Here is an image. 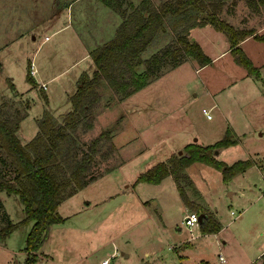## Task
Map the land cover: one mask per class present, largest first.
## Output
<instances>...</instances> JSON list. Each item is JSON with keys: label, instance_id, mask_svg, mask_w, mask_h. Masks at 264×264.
<instances>
[{"label": "rangeland", "instance_id": "1", "mask_svg": "<svg viewBox=\"0 0 264 264\" xmlns=\"http://www.w3.org/2000/svg\"><path fill=\"white\" fill-rule=\"evenodd\" d=\"M161 1L153 0L156 4ZM67 3L68 0H0V106H3L2 112L14 115L26 112L20 131L21 140L24 141H29L37 132L36 119L41 116L43 105L46 104L41 94L42 87L37 84L36 89L31 88L27 80L29 63L35 65L39 76L47 83V107L55 115L72 108L68 94L76 90L82 72L91 73L94 69L93 61L82 42L85 43L86 34H90L96 20L87 19L84 23L81 17L82 13L87 12L89 17L98 18L104 6L94 0H82L68 11ZM217 13L237 28H253L258 33H264L262 4L257 11L248 5V0H226L219 6ZM68 16L82 31H79L80 39L70 38V28L54 32L64 25ZM171 22L172 17L166 19L168 32L165 38H156L154 46L146 50L144 56L171 40ZM204 31L208 37L219 41V48H225L230 43L226 34L211 24H206ZM192 33L191 28L189 35L192 36ZM245 47L255 65L264 62V42L252 38ZM204 48L208 54L214 52L208 44H204ZM172 68L169 64L164 66L162 73L171 69L167 74L123 99L115 96L102 81L101 99L94 109L92 128L86 131L79 128L75 134L76 143L70 144L68 152H74L79 157L88 151V143L93 138L102 130L110 129V137L117 152L103 158L101 153L106 150L108 141L99 148L89 174L104 173L109 168L107 172H112L79 189L68 202H63L57 208L58 213L71 216L72 212L86 206L88 201L94 202L101 198L107 199L102 209L106 211L124 198L127 202L125 211H122V204L118 206L119 214L112 217V227H122V212H125L127 222L137 215L138 223L131 226L123 238L121 234L112 235L113 242L110 238L106 241V246L93 256L92 264H101L105 258L107 264H177L180 262L178 252L181 250V238L189 242L184 251L183 264H205L206 261L225 264L220 260V255L229 263L230 257L242 255V245L249 247L251 252L264 242V235L261 234L264 231V178L256 166L226 181L220 170L205 163L193 162L187 168V173L204 200L213 211H218L222 229L215 241H211L209 236L200 238L199 227H194L190 232L179 221L184 212L181 207L184 206L174 203V198L180 200L177 189L171 183L168 185L164 182V187L160 188L141 181L133 189L140 173L162 161V149L173 147L178 152L182 148L176 149V145L184 140L214 143L224 135L228 126L235 131L239 140L228 147L217 148L215 156L228 163L247 158L261 160L264 174L262 81L250 77L240 81L241 74L248 72L234 61L232 54H227L198 73H195L189 61L176 69ZM261 71L264 80V67ZM228 74L237 79L229 83L231 79ZM228 83L230 85L222 89ZM16 93L24 99L15 97ZM204 107L209 110L208 113L202 111ZM221 122L224 124L223 129L217 133ZM3 154L0 148V157ZM0 169L9 179L12 178L13 173L8 167L0 163ZM55 170L59 176L67 173V162L59 161ZM170 179L167 181H172ZM139 197L146 201L143 205L147 206V212L146 208L134 204ZM158 197H166L171 203L172 218L166 223L163 232L159 231L160 219L153 204ZM25 215L17 195L0 191V228L6 225L8 217L12 222H18ZM31 225L32 221L19 224L0 242V264H25L27 255L24 247ZM100 236L96 233L93 242L98 241ZM175 245L177 250L169 248ZM40 251L34 264H43L39 259ZM256 264H264V255Z\"/></svg>", "mask_w": 264, "mask_h": 264}, {"label": "trees", "instance_id": "2", "mask_svg": "<svg viewBox=\"0 0 264 264\" xmlns=\"http://www.w3.org/2000/svg\"><path fill=\"white\" fill-rule=\"evenodd\" d=\"M102 1L116 9L122 21L111 39L90 51L95 68L91 74H80L77 89L70 96L72 108L60 117L44 108L36 119L37 132L28 142L22 143L17 130L26 112L14 115L2 112L3 106H0V148L4 153L0 163L13 173L9 179L0 169V191L17 195L26 213L18 222H12L8 217L6 225L0 228V242L19 224L32 221L24 247L27 255L25 264L37 261L38 251L52 224L65 220L57 211L58 204L110 171L109 168L104 173L89 174L96 152L106 141L108 146L101 156L107 158L112 152H117L110 137V129L102 130L93 138L88 143V151L81 156L68 152L70 144L76 143L77 130L81 128L86 131L93 126V113L101 99L102 81L115 96L123 99L158 77L162 73L161 69L168 64L175 67L189 58L200 66L208 64L211 57L189 35L191 28L206 24L224 32L235 62L246 68L249 74L260 77L259 68L240 42L248 36L264 42V33H258L253 28H237L221 18L217 9L226 0H163L159 4L153 0H141L139 5H135L132 0ZM261 4L264 7V0H248V5L257 11ZM169 17H172L171 40L144 56L146 50L154 46L156 38H165L168 32L165 21ZM1 67L0 63V70ZM27 80L36 86L30 69ZM238 140L228 126L224 135L214 143L188 142L181 154L174 153L167 160L157 162L140 173L135 182L159 183L164 177L172 175L184 204L199 212L201 232H217L221 225L215 214L188 196L186 188L193 186V180L186 174L185 168L193 162H202L220 170L225 181L252 165L263 170L261 160L247 158L228 163L215 156L217 148L235 144ZM72 147L75 148L74 145ZM59 161L68 164L69 170L62 176L55 170Z\"/></svg>", "mask_w": 264, "mask_h": 264}, {"label": "crops", "instance_id": "3", "mask_svg": "<svg viewBox=\"0 0 264 264\" xmlns=\"http://www.w3.org/2000/svg\"><path fill=\"white\" fill-rule=\"evenodd\" d=\"M80 1H82V0H68L67 10L69 11L70 7L72 8V6H74V4H76ZM132 1L135 5H139L141 2V0H132ZM92 2H93V0H92ZM94 2L95 3L101 2V4H103V6H104V9L101 10L100 17H98V18L89 17L87 12L82 13V17H81V19L84 23L87 22V19H95L96 20L95 25H93L91 30H90V34L89 33L86 34L87 36L85 38V43H83L81 41L83 46L87 49V55H89V56H90V51L93 48H95L97 45L102 44L103 42L109 40L110 38H112L115 35V30L122 21V16L120 15V13L116 9L107 5L102 0H94ZM204 27H205V25L192 28V30L194 32V33H192V36L194 37V39L196 41H198V43L201 45V47L205 53H206V51L204 48V44L209 45V48L212 49L214 52L210 53V54H208V53H206V54L209 55L212 60L208 64L200 66L195 60L189 58V59L183 61L182 63H180L179 65L173 67L172 69H174V68L176 69L180 65L189 61V62H191V64H193L195 73H198L200 70L202 71L203 69L210 66V64L222 59L227 54H232L230 51V43L225 48H219V46H218L219 41L213 40L212 38L208 37L207 33H205V31H204ZM64 28L65 29L70 28V31H71L70 38L72 40L73 39L75 40L77 38L80 39L79 31H81V30H80V28H78L74 24L72 17L68 16V19L64 20V25L57 28L54 32L58 31L59 29H64ZM45 38H48V36H45ZM252 38H253L252 36H248L240 42L241 47L243 48V50L246 52V54L248 56H250V54L247 51L245 44H246V42L250 41ZM90 58H91V56H90ZM233 59H234V57H233ZM194 62H195V65H194ZM29 64H31V63H29ZM34 67H35V65H34ZM257 67L259 68V71H260V77L259 78L255 77L254 75L249 74V73L248 74L242 73L241 74L242 78L240 77L239 80L241 81L245 78L250 77L255 81L260 82V80H261L263 83L262 85L264 86V80L262 79V71H261L262 67H264V62H262ZM170 70L171 69L164 71L162 74H160L158 77H156L154 79L157 80L158 78H161L162 76L167 74V72H169ZM84 72H86V71H84ZM91 73H88V74H91ZM33 77L36 81V85L38 84V86H39L42 83H45V88L42 87L43 92L41 94H42V97L45 96L46 100H48L49 97H48V93L46 92L47 83L41 79V77L39 76V70L36 67H35V73H34ZM228 77L231 79V80H229V83L231 81L237 79V77H234L232 74H228ZM154 79H153V81H154ZM151 82H152V80L148 84H146L144 87L137 90L136 92L143 90L146 86L148 87ZM229 83L226 84L225 86H223L222 89L229 86L230 85ZM35 87L36 86L31 85V88H35ZM37 89H38V87H37ZM76 89H77V87H76ZM221 91L222 90H220V92ZM73 93L68 94L69 99ZM132 94H130V95H132ZM215 94H217V93H215ZM16 95L17 96H15V97H18L20 99H24L22 95H20L18 93H16ZM25 100H28V99H25ZM27 104H28V102H27ZM213 105H211V106H213ZM71 107H72V105H71ZM44 108H48L47 107V101H46V104L43 105L42 111ZM26 111H27V108H26ZM68 111L69 110H67L66 112H68ZM66 112H62L58 115H55L53 113L52 114L56 117H60L61 115H63ZM22 122H23V119L20 121L18 130H17V135H18L20 140H21L20 131H21ZM222 125H224L222 122L218 125L219 130L217 133H219L223 129ZM187 141L188 140H184V141L178 143L176 145V149L183 148V146L186 143H188ZM21 142L26 143V142H28V140H25V141L21 140ZM226 147H228V146H226ZM161 153H163L161 160L165 161L171 156L172 153H178V152H177V150L174 151L173 147H170V148H167L166 150L162 149ZM158 162H160V161H158ZM156 163H154V164H156ZM154 164H152V166ZM252 166H256V165H252ZM252 166L248 167L246 170H244L242 172H239V174L247 172L248 169L251 168ZM188 167L189 166H187L185 168L186 174H188L187 173ZM111 172H105L103 175L104 176L108 175ZM259 172H260L261 176H263V178H264V174L262 173V171L260 169H259ZM236 175H238V173L233 175L232 177H234ZM100 177H102V176H100ZM169 178H171L170 180H172V181H170V182L167 181V180H169ZM97 179L91 183H94L95 181H97ZM164 182H166L168 185L171 183V185L175 186V188L177 189L176 183H175L172 175H168V176L164 177L159 183H153V184H155L156 186H160V188H163L165 185ZM91 183H89L88 185H90ZM138 184H140V182H138ZM88 185H86V186H88ZM132 187L135 190V188L137 187V183L134 184ZM84 188H81V189H84ZM186 191H187V194L190 197V199H192L195 202L200 203L204 207L208 208L210 211H212L215 214V216L219 220L217 209L213 211V208H211L207 204V202L204 200L202 193L195 186L194 181H193V186L187 187ZM177 194H179L178 189H177ZM229 194L231 195L232 193H229ZM71 196L73 197L74 194ZM71 196L62 200L58 204V207H61V205L64 204L63 202H68L69 198H72ZM106 200H107L106 198H101L100 200H98V201L95 200L94 202L88 201L86 206H83L82 208H79L78 210L72 212L70 214L71 216H66L68 214L62 215L65 218V220L63 222H58V223L52 224V226L50 227V231L48 233V236L46 237L45 241L43 242L42 246L39 249V250H42V251H40L41 254L39 256V259H41L43 264H92L93 256L95 255L96 252H98L99 250H102L106 246V241L110 238V240L113 242L114 239H113V237H111L112 235H115V234L120 235L121 234L122 238H123V236L126 235L127 230L131 226L138 223L136 214L134 215V217H131L129 219V221L127 222L126 216L124 214L125 212H122V227L120 229L113 228L112 227L113 223H111L112 217L114 215L116 217V213H118V206L121 204H122V208H123L122 211H125V207H126L127 202L123 198L122 200H120L118 202V204H116V205L114 204L113 207L104 211L102 209L107 204ZM179 200L180 201H178L177 198H174V203L177 206H180V207L184 206V207H181V209L184 210V212L181 216V219L179 220L182 223L184 216L186 214H188L191 209L184 204L180 195H179ZM145 203H146V201H144V199L139 197L138 201H136L134 204L141 205L142 206L141 208H146V212H147V210H148L147 206L143 205ZM153 204L156 205L155 212L157 214V217L160 219L161 229H159V231L163 232V230L167 227V224L170 222V220L172 218V210L170 208L171 203L166 197H163V198L158 197L157 201H154ZM137 205H135V206H137ZM152 222H155V220H152ZM219 222H220V220H219ZM220 225H221L220 229L217 232L202 233L200 230V238L202 236H209L211 241H215L217 237H220L219 234H220L221 229H222L221 222H220ZM196 227H199V229H200V224ZM179 229H181L180 226H179ZM96 233L101 234V236H100L98 241L93 242V239L95 238ZM261 234L264 235V231ZM262 238H264V237H262ZM220 242L223 243L224 241L220 240ZM180 244H181V246H180L181 250L179 252L178 251L177 252L179 253L178 255L180 257L179 263L183 264L182 259L185 257L184 251H185L187 245L189 244V242L185 241V240L183 241L181 238ZM169 248L172 250L173 249L177 250L176 245L175 246H169ZM241 249H242V251L240 253H242V255L238 258L237 257L236 258L230 257L229 263H227V260L222 255L221 256L223 257V260H221V259L220 260L222 262H226L227 264H256L260 260L262 255L264 254V242L260 246H258L255 250L253 249L251 252L249 251L250 248L247 246H244V245L241 246ZM248 251H249V253H248ZM114 252H112V253H114ZM105 259H107V258H105ZM102 261H101V264H102ZM179 263H177V264H179ZM170 264H174V263L171 262ZM205 264H211V263L206 261Z\"/></svg>", "mask_w": 264, "mask_h": 264}, {"label": "built area", "instance_id": "4", "mask_svg": "<svg viewBox=\"0 0 264 264\" xmlns=\"http://www.w3.org/2000/svg\"><path fill=\"white\" fill-rule=\"evenodd\" d=\"M30 73L32 75H34V73H35V67H34V64L32 62L30 64ZM39 86L45 88V83H42ZM202 111L204 113H208L209 110L206 108H203ZM199 221H200L199 213L195 212V211H190L188 214H186L184 216L182 223L189 229L190 232H192L194 227L199 225ZM220 259L223 260V257L221 255H220ZM102 264H107V259H104L102 261Z\"/></svg>", "mask_w": 264, "mask_h": 264}, {"label": "water", "instance_id": "5", "mask_svg": "<svg viewBox=\"0 0 264 264\" xmlns=\"http://www.w3.org/2000/svg\"><path fill=\"white\" fill-rule=\"evenodd\" d=\"M192 39H194V37H192ZM194 140H196V138L194 139ZM217 152V151H216ZM182 153V150H179L178 151V154H181Z\"/></svg>", "mask_w": 264, "mask_h": 264}]
</instances>
